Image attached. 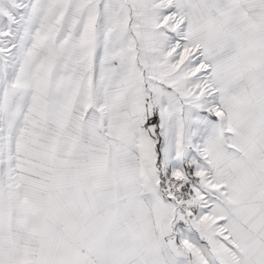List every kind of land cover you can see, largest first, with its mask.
I'll use <instances>...</instances> for the list:
<instances>
[{"label":"snow or ice","instance_id":"1","mask_svg":"<svg viewBox=\"0 0 264 264\" xmlns=\"http://www.w3.org/2000/svg\"><path fill=\"white\" fill-rule=\"evenodd\" d=\"M0 264H264V0H0Z\"/></svg>","mask_w":264,"mask_h":264}]
</instances>
